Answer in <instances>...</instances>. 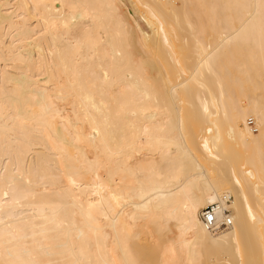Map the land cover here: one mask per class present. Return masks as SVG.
Masks as SVG:
<instances>
[{
    "label": "bare ground",
    "instance_id": "obj_1",
    "mask_svg": "<svg viewBox=\"0 0 264 264\" xmlns=\"http://www.w3.org/2000/svg\"><path fill=\"white\" fill-rule=\"evenodd\" d=\"M217 263L264 264V0H0V264Z\"/></svg>",
    "mask_w": 264,
    "mask_h": 264
},
{
    "label": "built area",
    "instance_id": "obj_2",
    "mask_svg": "<svg viewBox=\"0 0 264 264\" xmlns=\"http://www.w3.org/2000/svg\"><path fill=\"white\" fill-rule=\"evenodd\" d=\"M249 126L256 130V122L253 118L248 121ZM230 202V197H223V201L206 206L200 212V217L207 228L213 233L228 229L232 226V217L225 204Z\"/></svg>",
    "mask_w": 264,
    "mask_h": 264
},
{
    "label": "rangeland",
    "instance_id": "obj_3",
    "mask_svg": "<svg viewBox=\"0 0 264 264\" xmlns=\"http://www.w3.org/2000/svg\"><path fill=\"white\" fill-rule=\"evenodd\" d=\"M251 127V126H250ZM252 128V127H251ZM253 129V128H252ZM254 130V129H253ZM254 133L255 134H257L258 132L256 131V130H254ZM227 141H229L228 143H230L231 141H230V138H229V140H228V137H227V139H226ZM232 140V139H231ZM227 141H225L226 143L225 144H227ZM233 142H234V140H233ZM234 146H235V144H236V142H235V144L234 143H232ZM229 145V147L230 148H232V146L230 145V144H227V146ZM234 146H233V148H234ZM238 147V146H237ZM235 149H238V148H235ZM147 237H150L149 236V234H147ZM147 237L145 236V239H147ZM155 254H156V252H155ZM217 264H219V263H217Z\"/></svg>",
    "mask_w": 264,
    "mask_h": 264
}]
</instances>
